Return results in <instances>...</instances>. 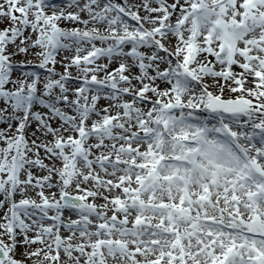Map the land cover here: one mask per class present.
<instances>
[{"label": "snow or ice", "instance_id": "6c2138e0", "mask_svg": "<svg viewBox=\"0 0 264 264\" xmlns=\"http://www.w3.org/2000/svg\"><path fill=\"white\" fill-rule=\"evenodd\" d=\"M0 264H264V0H0Z\"/></svg>", "mask_w": 264, "mask_h": 264}, {"label": "bare ground", "instance_id": "6f19581e", "mask_svg": "<svg viewBox=\"0 0 264 264\" xmlns=\"http://www.w3.org/2000/svg\"><path fill=\"white\" fill-rule=\"evenodd\" d=\"M22 57V56H21ZM21 57H17V59L19 60V59H21Z\"/></svg>", "mask_w": 264, "mask_h": 264}, {"label": "rangeland", "instance_id": "374dc122", "mask_svg": "<svg viewBox=\"0 0 264 264\" xmlns=\"http://www.w3.org/2000/svg\"><path fill=\"white\" fill-rule=\"evenodd\" d=\"M21 59H24V57H21Z\"/></svg>", "mask_w": 264, "mask_h": 264}]
</instances>
